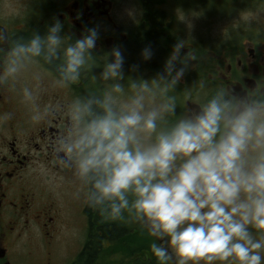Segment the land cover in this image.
Listing matches in <instances>:
<instances>
[{
  "label": "clouds",
  "instance_id": "9594fccd",
  "mask_svg": "<svg viewBox=\"0 0 264 264\" xmlns=\"http://www.w3.org/2000/svg\"><path fill=\"white\" fill-rule=\"evenodd\" d=\"M98 39L95 28L66 37L59 19L28 39L0 32V45H9L0 85L41 61L57 74L53 86L72 84L89 69L106 85L43 107L35 89L22 88L33 123L65 121L51 141L54 162L87 188L88 205L102 217L127 212L154 238L158 264H264V90L219 88L177 115L170 92L195 60L182 55L184 41L173 46L162 73L126 79L119 46L93 73ZM153 55L151 46L141 52L144 61ZM33 79L38 87L41 75Z\"/></svg>",
  "mask_w": 264,
  "mask_h": 264
},
{
  "label": "flooded vegetation",
  "instance_id": "af4514ba",
  "mask_svg": "<svg viewBox=\"0 0 264 264\" xmlns=\"http://www.w3.org/2000/svg\"><path fill=\"white\" fill-rule=\"evenodd\" d=\"M55 19L73 40L86 29L98 31L94 74L102 71L106 54L119 46L126 79H152L164 71L173 46L184 41L182 55L189 52L195 60L170 92L177 98V115L188 104L204 103L219 88L241 95L264 90V0H0V32L9 38L43 34ZM146 46L154 53L149 61L141 56ZM8 47L0 45V60ZM34 73L42 77L38 87ZM56 79V72L41 61L0 85V115L12 117L0 121V264H15L16 246L37 229L54 236L59 227H72L75 215L83 216L86 239L96 222L98 211L87 203V188L70 169L54 162L51 141L65 121L33 123L22 88L35 89L43 107L106 85L90 69L63 87L53 86ZM104 220L122 225L118 219ZM47 262L52 264V258Z\"/></svg>",
  "mask_w": 264,
  "mask_h": 264
},
{
  "label": "rangeland",
  "instance_id": "374dc122",
  "mask_svg": "<svg viewBox=\"0 0 264 264\" xmlns=\"http://www.w3.org/2000/svg\"><path fill=\"white\" fill-rule=\"evenodd\" d=\"M74 221L76 222L73 223L72 227H59L54 236L46 235L45 231L39 229L35 230L34 234L30 237V240H27L25 243L20 242L16 246V251L12 257L15 264H47L48 257L52 258V264H71L81 250L86 236V227L83 216L79 217L78 215H75ZM118 221L120 223L122 222L123 225H127L134 229L135 233L138 230L146 232L145 230H142L140 225L135 222L127 212H125L124 216L119 218ZM152 239L154 240V238ZM111 254L112 253L108 252L106 255L109 262H114L116 259L113 258H118L119 254L122 253L119 252L115 255ZM139 255L140 254L134 255L135 260L140 261L142 256ZM125 258L127 260L132 259V257L129 256ZM153 263L158 264L156 259ZM132 264L136 263L133 262Z\"/></svg>",
  "mask_w": 264,
  "mask_h": 264
},
{
  "label": "trees",
  "instance_id": "16d2710c",
  "mask_svg": "<svg viewBox=\"0 0 264 264\" xmlns=\"http://www.w3.org/2000/svg\"><path fill=\"white\" fill-rule=\"evenodd\" d=\"M96 222L92 233L89 234L75 259L71 264H154L155 257L150 250L153 239L144 231L136 233L130 231L127 225L105 221L99 212L95 215ZM119 254L114 262H109L106 255ZM135 254L142 256L140 261L135 260ZM133 255V256H132ZM132 257L127 260L125 257ZM147 258V259H146ZM135 260V261H134Z\"/></svg>",
  "mask_w": 264,
  "mask_h": 264
}]
</instances>
